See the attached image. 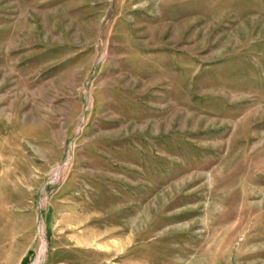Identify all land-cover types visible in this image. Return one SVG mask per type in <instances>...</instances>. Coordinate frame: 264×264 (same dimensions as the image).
Wrapping results in <instances>:
<instances>
[{"label":"rangeland","instance_id":"374dc122","mask_svg":"<svg viewBox=\"0 0 264 264\" xmlns=\"http://www.w3.org/2000/svg\"><path fill=\"white\" fill-rule=\"evenodd\" d=\"M0 264H264V0H0Z\"/></svg>","mask_w":264,"mask_h":264}]
</instances>
